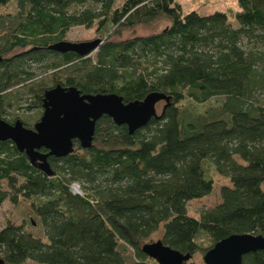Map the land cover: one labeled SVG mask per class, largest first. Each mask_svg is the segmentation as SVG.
I'll return each mask as SVG.
<instances>
[{
  "label": "trees",
  "instance_id": "obj_1",
  "mask_svg": "<svg viewBox=\"0 0 264 264\" xmlns=\"http://www.w3.org/2000/svg\"><path fill=\"white\" fill-rule=\"evenodd\" d=\"M236 2L237 23L225 11L183 13L176 0H0V8L16 9L0 13L3 120L18 119L4 114L35 76L32 66L53 77L35 90L42 109L44 91L58 84L124 102L150 92L169 98L158 118L132 134L103 115L91 147L74 141L70 154L48 157L50 175L12 141H0V206L30 200L42 226L37 236L23 224L0 227L2 264H152L141 247L158 231L192 264L232 234L264 236V0ZM158 22L167 24L119 39ZM73 26L95 27L94 55L50 49L68 41ZM209 168L230 185L190 216L188 201L214 190ZM241 264H264V250L243 255Z\"/></svg>",
  "mask_w": 264,
  "mask_h": 264
},
{
  "label": "water",
  "instance_id": "obj_2",
  "mask_svg": "<svg viewBox=\"0 0 264 264\" xmlns=\"http://www.w3.org/2000/svg\"><path fill=\"white\" fill-rule=\"evenodd\" d=\"M99 38L84 42L61 41L50 46L58 52L72 51L85 56L96 50ZM1 60V57H0ZM169 98L159 92H150L144 99L124 102L115 93L82 94L74 87L60 84L43 93V112L33 128L20 119L9 123L0 118V141L10 140L20 152L47 174H52L49 156L63 157L74 149V141L82 148L93 144L96 123L108 116L117 125H126L130 134L158 118L156 104ZM45 148L48 152H41ZM142 251L158 264H184L190 255L171 248L161 239L145 242ZM264 250V236L250 233L232 234L216 242L203 255L204 264H241L243 255ZM3 260L0 258V264Z\"/></svg>",
  "mask_w": 264,
  "mask_h": 264
},
{
  "label": "rangeland",
  "instance_id": "obj_3",
  "mask_svg": "<svg viewBox=\"0 0 264 264\" xmlns=\"http://www.w3.org/2000/svg\"><path fill=\"white\" fill-rule=\"evenodd\" d=\"M180 5L183 13L189 10H196L201 14H208L214 11H225L231 15V18L235 19L237 14H241L242 10L238 7L236 0H176ZM16 11L13 5H8L0 8V13H14ZM166 22H158L152 24L148 27L139 26L134 30L123 31L121 34L122 38H129L133 35H144L148 33L158 32L162 30ZM99 34L95 32V27L85 28L83 26H73L69 32L66 34L65 39L69 42H84L97 39ZM94 55V52H92ZM31 71L35 72V76L27 80L23 87L16 89L19 93L17 97L11 100L10 106L6 108L4 117L13 122L15 119H20L23 122L33 126L35 122L39 120L42 115L43 109L38 105V101L35 99V90L39 87H49L52 85V76L48 72H44L42 67L32 66ZM32 90L30 91V89ZM215 103V101H212ZM164 101H159L156 104V111L159 114L161 112ZM190 110L203 111L204 105H188ZM99 143L98 141H96ZM209 174L214 182V190L206 197L193 199L187 203V211L190 216H198V213L202 209L211 208L217 201H219V187L221 185H230L229 179L219 175L215 170L209 168ZM77 183V182H76ZM77 184L80 185L78 182ZM1 186L4 190H7V185L3 181ZM81 187V186H80ZM264 189V183H263ZM75 193L82 191L74 190ZM30 200L18 199V204L14 205L9 199L4 200L0 206V227L5 226L8 222H13L15 224H23L24 228L31 232L34 236L41 235L42 226L37 216H35L33 209L29 204ZM33 221V225L30 221ZM161 231L156 232L151 241L159 239ZM207 243L206 240H204ZM128 253V250L126 251ZM192 264H204L203 255L200 253L192 256ZM26 264H35L33 262H26ZM152 264H158L155 260Z\"/></svg>",
  "mask_w": 264,
  "mask_h": 264
},
{
  "label": "built area",
  "instance_id": "obj_4",
  "mask_svg": "<svg viewBox=\"0 0 264 264\" xmlns=\"http://www.w3.org/2000/svg\"><path fill=\"white\" fill-rule=\"evenodd\" d=\"M72 188L74 189V190H79V188H78V186L76 185V184H74L73 186H72Z\"/></svg>",
  "mask_w": 264,
  "mask_h": 264
}]
</instances>
